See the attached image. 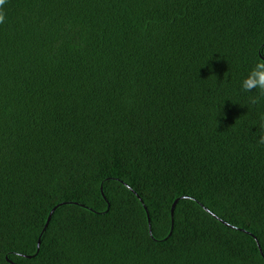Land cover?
I'll use <instances>...</instances> for the list:
<instances>
[{
  "label": "trees",
  "instance_id": "1",
  "mask_svg": "<svg viewBox=\"0 0 264 264\" xmlns=\"http://www.w3.org/2000/svg\"><path fill=\"white\" fill-rule=\"evenodd\" d=\"M0 11V264H264V0Z\"/></svg>",
  "mask_w": 264,
  "mask_h": 264
},
{
  "label": "clouds",
  "instance_id": "2",
  "mask_svg": "<svg viewBox=\"0 0 264 264\" xmlns=\"http://www.w3.org/2000/svg\"><path fill=\"white\" fill-rule=\"evenodd\" d=\"M5 3L6 0H0V9H2ZM4 19L3 12L0 11V23H3ZM241 88L245 93H252L254 89L257 90L259 96L253 99V103H257L260 97H264V60L254 64L248 76L242 81ZM258 143L264 144V135L259 137ZM16 255L22 257L23 253L18 251Z\"/></svg>",
  "mask_w": 264,
  "mask_h": 264
},
{
  "label": "water",
  "instance_id": "3",
  "mask_svg": "<svg viewBox=\"0 0 264 264\" xmlns=\"http://www.w3.org/2000/svg\"><path fill=\"white\" fill-rule=\"evenodd\" d=\"M176 204H177V203H176ZM176 204H175L174 207H173V213H174V211H175ZM55 211H56V209L52 212V214H51V216H50V219L52 218V215L54 214ZM148 218H149V224H150V233H151V235H152V230H151V218H150L149 214H148ZM50 219H49V220H50ZM40 244H41V243H39V247H40Z\"/></svg>",
  "mask_w": 264,
  "mask_h": 264
}]
</instances>
